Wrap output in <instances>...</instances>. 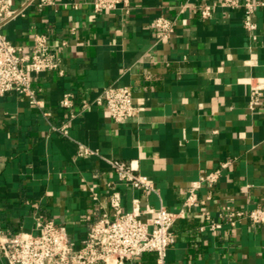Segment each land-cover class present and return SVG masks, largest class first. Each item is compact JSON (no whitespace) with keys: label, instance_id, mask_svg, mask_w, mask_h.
Segmentation results:
<instances>
[{"label":"crops","instance_id":"1","mask_svg":"<svg viewBox=\"0 0 264 264\" xmlns=\"http://www.w3.org/2000/svg\"><path fill=\"white\" fill-rule=\"evenodd\" d=\"M184 2L189 7L178 11ZM203 2L216 0H131L127 11L97 12L85 2L52 0L40 9L26 6L2 26L25 52L35 34L46 33L59 58L56 69L31 80L39 106L15 91L0 95L4 233H35L37 220L46 218L79 244L100 213L110 211L108 184L118 188L124 210L133 198L141 209L177 210L192 180L230 160L212 189L198 190L191 214L174 222L162 264H264V225L243 219L199 229L205 214L220 221L226 208L264 204V100L247 107L251 77H264V7L251 16L252 39L241 9L214 4L203 19L195 7ZM161 14L176 17L175 27L154 44L152 21ZM109 83L131 87L138 108L132 117L115 122L95 101ZM66 92L75 96L74 116L60 103ZM62 124L66 134L56 129ZM80 145L94 153L80 155ZM107 159H137L155 189L119 181ZM0 264H7L1 253ZM124 264L159 263L147 251Z\"/></svg>","mask_w":264,"mask_h":264},{"label":"built area","instance_id":"2","mask_svg":"<svg viewBox=\"0 0 264 264\" xmlns=\"http://www.w3.org/2000/svg\"><path fill=\"white\" fill-rule=\"evenodd\" d=\"M85 2L91 5L93 11L113 10L121 8L127 11L131 0H69V5L76 7ZM52 3V0H22L19 6L12 7L5 0H0V95L9 91L23 94L33 106H39L30 87L34 75L53 70L58 67L59 58L52 48L46 33H37L29 51H23L20 45L9 41L2 32V26L9 20L24 13L26 6L35 4L42 8ZM214 4L226 8H239L243 12V27L252 39L256 38V24L251 16L264 0H216L215 3L203 2L195 7L201 18L211 15ZM189 7L184 2L178 11ZM176 17L161 14L152 21L154 44L168 40L175 27ZM64 44V41L61 42ZM249 98L247 107L254 109L256 104L264 100V77H251L249 81ZM95 101L101 104L115 122L132 117L137 106L134 103L132 89L129 85L109 83L101 90ZM75 96L71 92L62 95L60 103L70 110L74 116L73 105ZM86 106V104H82ZM58 129L62 134L67 133V125L62 124ZM80 155L94 153L80 145ZM117 179L136 189L154 190L153 183L139 173L137 159H107ZM223 160L215 169L202 172L184 190L180 207L169 210L165 207L140 208L138 198H133L131 210H124L121 195L114 185H107V203L110 211H103L90 224L84 238L76 244L69 236L63 225L52 219H38L36 232H16L7 234L0 229V253L6 258L7 264H124L144 252L152 251L157 255V262L162 264L167 249L174 242L172 230L178 218L190 215L191 208L199 201L198 190L201 187L212 189L217 183L221 170L230 164ZM91 199H98L97 192L90 188ZM141 214L148 218L141 219ZM220 221H213L208 214L204 215L205 223L200 230L208 227L217 230L221 221L233 226L238 221L246 219L254 227L264 225V204H257L250 209L226 208L219 212Z\"/></svg>","mask_w":264,"mask_h":264}]
</instances>
